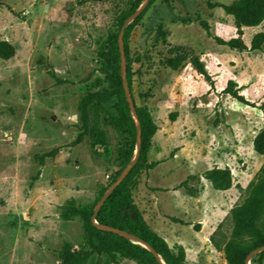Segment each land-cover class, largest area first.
Instances as JSON below:
<instances>
[{
    "label": "rangeland",
    "instance_id": "1",
    "mask_svg": "<svg viewBox=\"0 0 264 264\" xmlns=\"http://www.w3.org/2000/svg\"><path fill=\"white\" fill-rule=\"evenodd\" d=\"M237 1L158 0L130 38L135 103L158 126L148 154L153 166L134 184L133 201L171 248L184 247L188 264H228L211 237L220 226L216 239L230 237L231 210L264 165L253 148L264 128V44L240 53L213 39L237 37L234 17L223 9ZM0 3V41L15 51L0 58V264H62L65 242L90 248L80 220H62L61 207L71 198L91 205L119 171L122 140L98 107L83 133L78 105L106 81L103 54L112 36H120L118 18L129 11V0ZM259 32L264 22L243 28L248 49ZM175 45L195 49L214 89L189 61L176 71L166 65ZM229 80L254 107L223 93ZM216 167L230 169L229 190H215L205 179ZM259 253L249 264H264ZM91 259L87 264H139L96 253Z\"/></svg>",
    "mask_w": 264,
    "mask_h": 264
},
{
    "label": "trees",
    "instance_id": "2",
    "mask_svg": "<svg viewBox=\"0 0 264 264\" xmlns=\"http://www.w3.org/2000/svg\"><path fill=\"white\" fill-rule=\"evenodd\" d=\"M158 0H149L141 13L124 29L123 56L119 44V36L114 35L110 40L107 51L103 54L107 63L106 81L98 90L87 92L80 100L78 110L83 133H89L90 111L94 107L101 109L104 120L122 140L119 148V171L112 176L110 185L132 161L137 146V127L128 102L122 73V61L125 62V79L128 85L132 102L140 124V149L135 165L125 178L112 190L97 211L96 206L104 196L107 188H103L91 205L79 204L74 198L69 199L62 207L60 216L64 221L79 219L86 236L89 251L73 249L68 242L63 244L59 253L62 264H87L92 255H106L111 259L122 258L133 260L139 264H161L155 255L137 241L129 239L117 232L101 229L97 224L112 229L120 230L135 236L150 245L166 264H188L186 252L182 245L171 248L167 241L157 232L153 231L143 219L140 211L133 201V186L141 173L152 164L148 163V154L152 147V140L158 131L149 109L137 105L133 93V64L135 58L130 49V38L135 27L143 19L148 9ZM145 0H129L130 9L118 18L119 28L124 25L129 15L133 14ZM1 6V3H0ZM226 14L233 16L237 29V37L224 40L214 36L213 39L220 46L228 47L237 52L261 51L264 44V32L255 34L251 47L241 39L243 28L260 26L264 22V0H239L231 5H223ZM201 27L209 36L210 26L201 21ZM158 33L166 39L162 25L158 26ZM15 54L13 46L7 41H0V58L8 60ZM166 65L171 70H178L184 61H189L196 72L205 79L214 89V81L208 73L205 64L197 55L194 48L186 45L170 46L167 50ZM242 88L234 80H229L223 93L229 95L241 104L255 106L241 93ZM176 113H171L169 118L175 121ZM254 151L264 155V128L257 134L253 141ZM215 190L226 191L232 187L233 177L228 168H213L204 174ZM246 197L242 203L235 206L230 213L232 231L226 239L220 235L221 226L211 237L215 248L224 252L228 264H245L247 256L255 249L264 246V165L256 179L246 189ZM264 257V251L259 253ZM93 258L91 261L93 262Z\"/></svg>",
    "mask_w": 264,
    "mask_h": 264
},
{
    "label": "water",
    "instance_id": "3",
    "mask_svg": "<svg viewBox=\"0 0 264 264\" xmlns=\"http://www.w3.org/2000/svg\"><path fill=\"white\" fill-rule=\"evenodd\" d=\"M149 0H145V2L125 21L123 27H122V30L120 32V36H119V44H120V48H121V52H122V56H123V40H122V37H123V32H124V29L130 24V22H132L140 13L141 11L146 7V5L148 4ZM122 73H123V81H124V88H125V92H126V96H127V99H128V102L130 104V108H131V112H132V115H133V118H134V121H135V124H136V127H137V135H138V138H137V146H136V151H135V154H134V157L132 159V161L130 162V164L127 166V168L121 173V175L118 177V179L111 185V187L105 192L104 196L101 198L100 202L98 203V205L96 206L95 208V211H97L99 209V207L101 206V204L103 203V201L107 198V196L112 192V190L125 178V176L129 173V171L132 169V167L135 165L136 163V160L138 158V155H139V149H140V124H139V121H138V117H137V114H136V111H135V106L132 102V99H131V96H130V92H129V89H128V85H127V82H126V79H125V62H124V57H123V61H122ZM92 221L93 223L98 226L99 228L101 229H106V230H111V231H114V232H117L129 239H132L134 241H137V243H139L140 245H142L143 247L147 248L149 251H151L155 257H157V259L161 262V264H166L161 258L160 256L156 253V251L150 246L148 245L147 243H145L144 241L136 238L135 236H132V235H129V234H126L120 230H117V229H112V228H109V227H105V226H101L99 224H97V222L95 221V217L92 218ZM264 251V246L262 247H259L255 250H253L246 258L245 260V264H249V261L251 259V257L253 255H255L256 253L258 252H262Z\"/></svg>",
    "mask_w": 264,
    "mask_h": 264
}]
</instances>
